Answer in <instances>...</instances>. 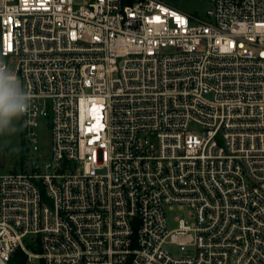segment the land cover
<instances>
[{
	"label": "built area",
	"instance_id": "2783aa9c",
	"mask_svg": "<svg viewBox=\"0 0 264 264\" xmlns=\"http://www.w3.org/2000/svg\"><path fill=\"white\" fill-rule=\"evenodd\" d=\"M171 1L0 0L32 96L0 264H264V0Z\"/></svg>",
	"mask_w": 264,
	"mask_h": 264
},
{
	"label": "rangeland",
	"instance_id": "374dc122",
	"mask_svg": "<svg viewBox=\"0 0 264 264\" xmlns=\"http://www.w3.org/2000/svg\"><path fill=\"white\" fill-rule=\"evenodd\" d=\"M170 5L179 10L198 15H205L211 7L208 2L201 0H173L170 2ZM0 61L6 63L14 71L16 70L15 61H7L1 56ZM14 125H16L15 130L0 134V174H5L9 171H20L24 168V161L22 162L20 157L24 156L25 160L21 121H14ZM39 133L41 152L45 154V159L49 160L52 147L50 128L47 125H43ZM172 225L175 226L176 224L173 223ZM173 251L178 253L176 249H173Z\"/></svg>",
	"mask_w": 264,
	"mask_h": 264
},
{
	"label": "clouds",
	"instance_id": "9594fccd",
	"mask_svg": "<svg viewBox=\"0 0 264 264\" xmlns=\"http://www.w3.org/2000/svg\"><path fill=\"white\" fill-rule=\"evenodd\" d=\"M32 104L31 93L6 63L0 61V134L15 130Z\"/></svg>",
	"mask_w": 264,
	"mask_h": 264
},
{
	"label": "trees",
	"instance_id": "16d2710c",
	"mask_svg": "<svg viewBox=\"0 0 264 264\" xmlns=\"http://www.w3.org/2000/svg\"><path fill=\"white\" fill-rule=\"evenodd\" d=\"M20 157H21V161L23 162L24 156H20ZM26 262H27L26 255L21 250H18L15 253L14 257L12 258L10 264H27Z\"/></svg>",
	"mask_w": 264,
	"mask_h": 264
}]
</instances>
